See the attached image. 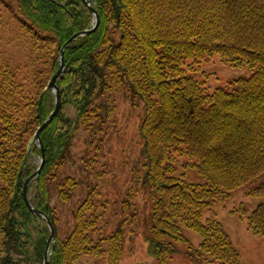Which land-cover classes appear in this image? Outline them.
Listing matches in <instances>:
<instances>
[{
	"label": "trees",
	"instance_id": "obj_1",
	"mask_svg": "<svg viewBox=\"0 0 264 264\" xmlns=\"http://www.w3.org/2000/svg\"><path fill=\"white\" fill-rule=\"evenodd\" d=\"M89 1L100 24L65 51L66 72L57 81L62 107L41 135L45 166L29 188L32 206L55 229L50 264L101 258L105 241L109 264H119L122 232L95 238L104 232L105 210L90 194L69 215L51 200L68 204L74 198L80 180L68 170L97 162L101 149L91 146L104 142L109 124L117 127L122 93L145 106L139 127L144 164L133 191L148 183L157 193L150 253L158 264H169L173 243L184 240V225L202 238L204 252L222 264H241L221 224L201 220L212 203L264 176V0ZM1 9L11 19L3 21L0 12V264H44L50 229L24 199L25 183L39 166L33 160L41 157L33 140L55 108L47 88L63 46L92 29L94 16L82 0H0ZM216 55L254 73L234 81L231 91L208 93L184 66ZM80 132L86 137L79 155L73 147ZM177 153L192 160L204 184L176 174ZM250 195L264 196V184ZM61 221L64 233L71 230L65 238ZM248 226L264 238V204Z\"/></svg>",
	"mask_w": 264,
	"mask_h": 264
},
{
	"label": "rangeland",
	"instance_id": "obj_2",
	"mask_svg": "<svg viewBox=\"0 0 264 264\" xmlns=\"http://www.w3.org/2000/svg\"><path fill=\"white\" fill-rule=\"evenodd\" d=\"M0 12L3 21L11 19L9 10L1 9ZM9 31L4 27L1 35L6 37ZM6 49L9 51V47ZM191 61L187 60L184 68L208 93H213L218 88L231 91L234 81L250 78L254 73L247 66L225 63L219 55L205 58L200 64L191 65ZM144 114L145 106L141 100H133L131 94L122 93L114 117L117 127L109 124L104 142L91 146L101 149L96 157L97 162L93 166L92 164L89 166V163L86 167L77 165L68 170L69 175L80 180L74 198L68 204L57 202L56 198L51 200L53 207L69 215L70 210L78 208L90 194L93 203L100 207V210H105L101 222L104 225V232H98L95 238L106 240L111 233L122 232L123 251L119 264H158L156 256L150 253V244L155 237L152 231V208L153 197L157 195L156 190L147 183L138 192L133 191L135 172L144 164L142 140L139 136V127L143 122ZM85 137L86 134L79 133L76 147H73L74 153L81 154ZM174 156L176 157L173 164L178 176L183 177L188 183H205V179L191 166L193 162L189 157L179 156L178 153ZM90 157L91 155H87L88 159ZM39 161V158H34L33 164L39 165ZM262 184H264V176L232 191L225 201L212 203L201 220L202 223L215 221L221 224L238 252L241 264H264V238L255 235L248 226V217L259 205L264 204V196L253 197L250 192ZM63 205L68 206L62 207ZM61 224L62 238H65L69 236L71 230L68 229L64 233L66 222L61 221ZM180 226L184 240L173 243L169 264H222L212 254L204 252L202 238L196 232L184 225ZM1 243L0 231V251ZM104 249L105 253L101 258L84 256L81 262L109 264L107 241L104 243Z\"/></svg>",
	"mask_w": 264,
	"mask_h": 264
},
{
	"label": "water",
	"instance_id": "obj_3",
	"mask_svg": "<svg viewBox=\"0 0 264 264\" xmlns=\"http://www.w3.org/2000/svg\"><path fill=\"white\" fill-rule=\"evenodd\" d=\"M82 1H83L84 5L89 8V10L91 11V13L94 16L93 27L90 30H86L82 33H78V34L74 35L63 46V49L60 53V68L55 73V75L52 77V80L50 81L48 88H47L49 91H51L55 95V108H54L53 112L50 114L49 118L38 129L37 133L35 134L34 140H33V143L36 144L38 146L39 150L41 151L39 166H38V169L36 170V172L27 179L25 186H24V199H25V202H26L28 208L30 209V211L34 215L44 219L47 222V225L50 229L51 235H50V238L48 240L47 250H46V254H45V258H44V264H50V258H51V255H52V252L54 249V245L56 243V233H55V229H54V226L52 225L50 218H48L44 213L36 210L32 206L31 199L29 196V188H30V185L32 184L33 181L38 180V178L41 174V171L45 166V148H44V143H43V140L41 138V135L46 130V128L53 122L54 118L59 113V111L62 107V98H61L60 89L57 86V81L60 80L66 72L65 51L77 39H79L81 37L89 36L92 33H94L98 29V26L100 24V17L98 15V12L93 8L92 3L89 0H82Z\"/></svg>",
	"mask_w": 264,
	"mask_h": 264
}]
</instances>
